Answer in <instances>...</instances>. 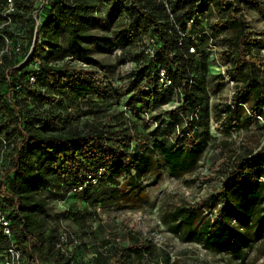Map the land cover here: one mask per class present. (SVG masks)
I'll list each match as a JSON object with an SVG mask.
<instances>
[{
    "label": "trees",
    "instance_id": "obj_1",
    "mask_svg": "<svg viewBox=\"0 0 264 264\" xmlns=\"http://www.w3.org/2000/svg\"><path fill=\"white\" fill-rule=\"evenodd\" d=\"M101 1H107L112 9L126 16L125 39L136 43L143 35L152 33L158 45L147 66L138 67L126 75L128 85L123 91L106 78L103 66L96 70L92 66H75L68 61L57 64L67 52H75L91 64L86 45L94 37L87 31V25ZM245 2L264 17V8L258 0H174L172 7L176 24L181 27L189 14L196 12L200 15L192 28L207 30L208 35L199 36L197 45L204 46L211 37L220 48L223 47L222 51L219 49V55L229 64L227 74H232L236 82L229 102L235 108L225 103L221 109L226 113L224 124L227 128L239 127L241 115H244L243 121H254L258 127L261 125L255 117L264 119V77L259 73L264 56L257 51L264 45V38L257 39L247 31L245 17L240 10ZM5 4L6 0H0V151L7 147L9 152L4 164L5 172L0 178V208L10 220L11 236L0 231V251L12 243L21 251L25 264H70V252L64 255L54 246L58 221L57 214L53 224L47 219L48 187L52 186L56 196L66 198L68 193L79 192L78 187L85 185L80 192L88 200L92 196L91 188L106 175L119 171H145L149 155L154 151L160 152L173 174L194 171L207 145L208 123L213 118L204 76L206 68L211 67L209 54L203 52L196 56L188 53L191 42L187 40L177 44V29L170 25L168 12L157 0L51 1L39 7L45 15L41 23L38 21L39 14H33L36 8L29 0H14V10L7 14L11 18L8 24L3 23L7 19L2 13ZM214 14L217 19L211 22ZM46 27L51 33L46 42L48 52L44 61V56L40 57V39L42 29ZM60 28L66 40L67 52L63 55L55 52L59 46ZM6 38L13 46L19 43L20 51L4 52ZM31 47L33 52L27 63L19 64V59H25ZM145 57L141 52L126 57L123 55L122 62L131 58L138 62ZM36 62L39 66L30 69V65ZM157 63L168 69L175 68L176 71L170 75L181 87L183 96L174 111L159 113L155 121L161 124L168 120L175 124V113H178L187 127L180 142L165 144L153 140L148 144V136L137 128V122L129 115L141 117L143 112L172 99L170 89L156 93L144 89L145 85L156 81L153 66ZM196 73L202 77L199 78ZM32 75L33 83L29 82ZM186 80L191 83H185ZM89 95L102 97L105 102L111 103L127 96L122 105L127 106L129 113L117 108L111 112L104 110L101 118H93L79 129L76 117L53 105H62V96L78 102ZM243 105L247 106L248 113ZM99 111L89 113L96 115ZM12 116L15 121L12 131L17 138L9 144L2 138L1 128ZM59 124H62L61 128ZM195 125L202 129L198 136L195 135ZM248 146L246 157H240L241 160L231 168L217 193L203 200L212 201L219 196L224 218L219 219L216 227L205 222L202 229L208 237L227 245L235 242L236 230L229 225V218L239 214L241 202L245 206L257 203L260 206L258 223L264 221V180H260L264 178V138L255 152ZM36 153H39L37 159L34 158ZM249 153L252 155L247 158ZM101 168V176L96 182L92 181L91 178H96ZM12 173V180L5 181ZM192 208L178 207L189 229L194 227ZM46 233L49 235L46 236ZM99 245L106 246V251L95 250L97 257L94 260L100 264H152L144 260V255H152L153 247L131 230L120 234L118 242L104 238Z\"/></svg>",
    "mask_w": 264,
    "mask_h": 264
},
{
    "label": "rangeland",
    "instance_id": "obj_2",
    "mask_svg": "<svg viewBox=\"0 0 264 264\" xmlns=\"http://www.w3.org/2000/svg\"><path fill=\"white\" fill-rule=\"evenodd\" d=\"M29 1L33 8H36L33 14H39V23L43 22L45 17L39 11V7L51 1L59 2V0ZM258 1L264 8V0ZM240 10L244 14L247 31L257 39L264 38V17L246 2L241 4ZM93 14L88 22L87 31L94 40L86 45L92 60L91 64H87L77 53L66 51V40L62 28H60L59 46L55 52L62 55L67 53L63 55V59L58 60L57 64L68 61L75 66H92L96 70H100L103 66L106 78L123 91L128 85L125 74L133 67V63L122 62V57L130 54L137 55L143 47L142 42L139 40L136 43L129 42L125 39L126 16L121 11L112 9L107 1H101ZM42 33L40 57L44 56L45 61L48 52L46 42L51 32L46 27L42 29ZM222 50L223 47L220 48V51ZM257 51L263 57L264 45L258 47ZM218 58L222 65L229 68V64L222 60L219 54ZM23 59L19 60L23 61ZM35 66H39L37 62L32 63L29 68ZM210 66L206 68L204 76L206 89L211 94L213 129H210L208 123L209 139L198 158L194 171L175 175L170 171L169 165L162 160L160 152L154 151L149 155V164L145 171L134 170L129 173L119 171L113 175H106L101 182L91 188L92 196L88 200L84 198L81 190L75 193L70 192L66 198H61L56 196L51 185L48 187L46 191L48 202L45 207L47 219L53 224L57 214V229L70 230L81 241L78 248L70 250V264H100L94 260L97 255L93 256L91 253L101 248L99 244L104 238L118 242V236L125 230H131L143 242L153 247L152 255L149 257L148 253L144 255V260L152 264H264V221L261 224L258 223L257 214L260 206L257 203L245 206L241 202L239 214L229 218V225L236 230L233 245L223 244L219 240L208 237L202 229L205 222L216 227L219 219L224 218V212L220 209L218 202L219 196L214 197L212 201L203 200L210 195H215L223 180L231 172V168L241 160L240 157H246V146L249 145L248 147L255 152L264 138V119L260 116L255 117L260 127L254 121H243L244 115H241L242 121L239 127L225 126L226 113L221 109L223 104L230 102L233 94L231 92L236 82L229 85L222 74L216 73V67ZM212 72L215 74L213 75ZM259 73L264 77V64ZM198 77L202 76L198 75ZM62 97V105H53L56 109L60 108L71 113L73 118L76 117V127L79 129L84 127L85 122L93 118H101L104 110L109 112L116 108L121 110L123 102L127 99V96L121 97L111 103L105 102L102 97L96 98L89 95L83 101L74 102L71 97ZM232 108L235 107L232 106ZM243 108L248 113L247 106L243 105ZM96 110H100L96 113V115L99 114L97 117L89 113ZM161 112H164L163 108L154 107L147 111V117L144 112L141 117L129 115L137 122V128L148 136V144H151L153 140L165 144L180 142L186 132V121L175 113V124L168 120L159 124L155 121V117ZM249 116L251 117L250 114ZM14 125L12 116V119L1 128V135L6 143L10 144L17 138V134L12 131ZM61 127L62 124H59V128ZM193 127H195V135L198 136L202 131L201 127L196 125ZM2 149L0 178L5 172L4 164L9 152L7 147L5 150ZM251 155L249 153L247 158ZM34 158H39V153H36ZM12 178L13 173L9 174L5 181L10 182ZM201 202H203L202 205H200ZM212 204L213 207H210ZM191 206L194 227L189 229L178 207ZM220 224L223 223L220 222ZM48 235L46 233V236ZM103 250L106 251V249Z\"/></svg>",
    "mask_w": 264,
    "mask_h": 264
},
{
    "label": "built area",
    "instance_id": "obj_3",
    "mask_svg": "<svg viewBox=\"0 0 264 264\" xmlns=\"http://www.w3.org/2000/svg\"><path fill=\"white\" fill-rule=\"evenodd\" d=\"M163 6V8L168 12V21L171 23L170 25H173L175 29H177V33L179 34L178 39H177V44L180 45L182 42L185 40L191 42L188 44V53L190 54H195L196 56L201 55L203 52H207L209 54L208 60L210 61L211 65L216 67V73L222 74V76L225 79V82L229 83V85H232L234 83L232 74L228 75L227 71L228 68L225 67L220 63V60L218 58L219 54V49L220 46L217 44L215 39H212L211 37H208L207 43L204 46L197 45V38L201 36L202 34L208 35L207 30H201L199 31L198 29L192 28L195 20L200 16L197 15L196 12L191 13L185 18L183 22V27L178 26L176 24V21L174 19V12H172V7L174 4V0H157ZM129 5H131L129 3ZM128 5V6H129ZM14 10V0H6L5 7L3 9V15L6 16L7 19H5L4 24H8L11 22V18L7 16V14L11 13ZM217 17L216 15H212L211 17V22L216 21ZM135 34V33H133ZM143 39L144 44H143ZM142 42V49H141V54L145 57L148 58L147 60L145 58H141L140 61H135L133 58L127 59L124 62H130L133 63V67L125 74L128 75L131 73V71L135 70L138 67H144L147 66L149 58H153L156 54V50L158 48V45L156 44V39L155 36L152 33H147L143 35L140 39L139 42ZM3 51L11 53V51H20V45L19 43H16L14 46L12 43L8 40V38L5 39V45L3 48ZM120 54V52H119ZM118 54V55H119ZM24 61V60H23ZM23 61H21L19 64H21ZM212 66V67H213ZM38 66H35L37 68ZM154 68V75L156 78V81L154 83H148L147 85L144 86V89L147 91L151 92H162L165 91V89H170L172 91L173 97L170 101L165 103L164 105L158 106L160 109L169 110V111H174L177 106L180 104L182 100V92H181V87H178L177 84H175L173 76L170 75V73H174L176 70L174 67H170L169 69L162 64H155L153 66ZM214 71V72H215ZM212 72L213 74H215ZM29 82L33 83L34 82V76L29 77ZM191 83V81H185V83ZM185 83L183 85H185ZM233 92V91H232ZM231 92V93H232ZM210 94V92H209ZM211 94L209 98V105L211 107L212 102H211ZM230 105V103H228ZM232 106V105H230ZM122 110L126 113H129L127 110V106L122 105ZM146 117H147V112H144ZM130 114V113H129ZM192 114L188 116V121L191 120ZM155 123V122H154ZM209 126L210 129H213L212 126V119L209 121ZM102 174V168L98 170L96 178H91L92 181L96 182L98 177H100ZM90 177V176H89ZM88 177V178H89ZM83 186L78 187V190H81ZM10 220L4 213V210L0 208V231L2 232L3 235H6L8 237L11 236V230L9 228ZM78 236L71 232L70 230L68 231L65 228H62L58 230V233L56 234L55 240H54V246L56 249H58L61 253L64 255H67L71 248L76 247L80 242H79ZM106 249V246L99 247L98 250L100 252H103ZM93 256H96V252L91 253ZM0 264H25L22 261V253L19 249L14 247V245L11 243L8 245L3 251H0ZM37 264H42L38 263Z\"/></svg>",
    "mask_w": 264,
    "mask_h": 264
},
{
    "label": "water",
    "instance_id": "obj_4",
    "mask_svg": "<svg viewBox=\"0 0 264 264\" xmlns=\"http://www.w3.org/2000/svg\"><path fill=\"white\" fill-rule=\"evenodd\" d=\"M30 49H31V50L29 51V53H28L27 56L25 57L24 61L21 63L22 65H23V64H26L28 58L31 56V54H32V52H33V49H32V47H31Z\"/></svg>",
    "mask_w": 264,
    "mask_h": 264
}]
</instances>
